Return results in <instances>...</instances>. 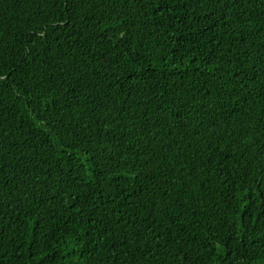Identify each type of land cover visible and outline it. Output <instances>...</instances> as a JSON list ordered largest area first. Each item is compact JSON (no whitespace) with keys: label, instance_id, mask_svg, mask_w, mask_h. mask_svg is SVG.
Instances as JSON below:
<instances>
[{"label":"trees","instance_id":"obj_1","mask_svg":"<svg viewBox=\"0 0 264 264\" xmlns=\"http://www.w3.org/2000/svg\"><path fill=\"white\" fill-rule=\"evenodd\" d=\"M0 264H264V0H0Z\"/></svg>","mask_w":264,"mask_h":264}]
</instances>
